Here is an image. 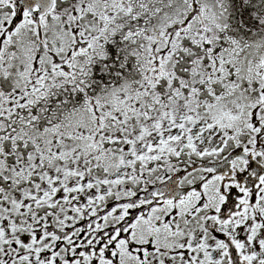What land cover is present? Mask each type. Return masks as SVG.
<instances>
[{"label": "snow or ice", "instance_id": "1", "mask_svg": "<svg viewBox=\"0 0 264 264\" xmlns=\"http://www.w3.org/2000/svg\"><path fill=\"white\" fill-rule=\"evenodd\" d=\"M0 264H264V0H0Z\"/></svg>", "mask_w": 264, "mask_h": 264}]
</instances>
